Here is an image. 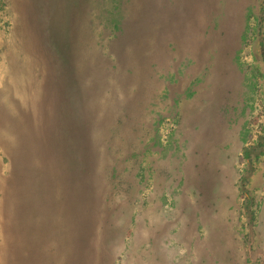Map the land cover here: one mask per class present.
Masks as SVG:
<instances>
[{"label":"rangeland","instance_id":"374dc122","mask_svg":"<svg viewBox=\"0 0 264 264\" xmlns=\"http://www.w3.org/2000/svg\"><path fill=\"white\" fill-rule=\"evenodd\" d=\"M0 264H264V0H0Z\"/></svg>","mask_w":264,"mask_h":264}]
</instances>
